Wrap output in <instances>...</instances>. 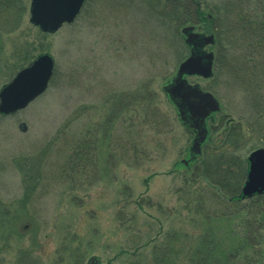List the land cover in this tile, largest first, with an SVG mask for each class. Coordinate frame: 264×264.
I'll list each match as a JSON object with an SVG mask.
<instances>
[{"label":"rangeland","instance_id":"obj_1","mask_svg":"<svg viewBox=\"0 0 264 264\" xmlns=\"http://www.w3.org/2000/svg\"><path fill=\"white\" fill-rule=\"evenodd\" d=\"M21 1L26 13L19 29L0 35V88L16 74L14 53L25 42L34 58L52 57L55 76L27 108L0 117V206L14 221V228L0 231V264H20L22 257L30 260L25 264H88L91 258L193 264L190 255L207 236L223 246L215 256L233 255L229 264H264V234L257 255L244 248V215L221 214L208 199L211 186L198 173L183 176L178 166L192 134L162 86L189 51L165 0L90 1L81 17L54 34L32 26L30 0ZM247 1L244 12L264 0ZM232 3L238 6L204 0L201 8L210 13L216 4L226 13ZM192 25L208 33L206 25ZM226 53L210 79L189 81L221 107L211 138L240 125L247 158L264 148V54L256 59L262 72L245 87L231 72L235 49ZM127 139L135 150L126 149Z\"/></svg>","mask_w":264,"mask_h":264},{"label":"trees","instance_id":"obj_2","mask_svg":"<svg viewBox=\"0 0 264 264\" xmlns=\"http://www.w3.org/2000/svg\"><path fill=\"white\" fill-rule=\"evenodd\" d=\"M90 1L93 2L95 0H84L77 19L81 17ZM157 1L159 2V0ZM230 1L237 2L238 6L232 3L233 11H226V13L216 4L209 7L210 13H206L204 11L206 8H201L204 0H165V3L170 6L168 15L181 28L190 25V23L199 26L206 25V32L214 34V45L212 47L215 50L213 68L217 69L219 66V70L220 66H223V61L225 64L226 52L231 48L235 49L237 58L234 60L231 72L236 76L240 86L247 87L249 85L251 87V85H254L255 77L259 71L261 73L263 70V68L261 70L258 59L262 58L264 54V1L259 4L260 7L257 10L251 9L247 12L246 10L244 12L246 6L248 8L251 7L247 0ZM24 13H26V7L21 0H0V35L15 33L20 27ZM225 17L227 18L226 20ZM180 30L179 33L175 32V34L182 40ZM24 46L28 48L29 45L25 42ZM27 48L14 53L16 57L13 58L12 69L15 72L29 65L35 59L32 55L33 52H29ZM54 74L55 71L52 79L55 76ZM250 89L251 91L253 90V88ZM146 116L149 117L148 114ZM211 128L214 129L215 127ZM245 135V131L238 124L225 128L220 134V139L217 140L218 145L208 144L205 146L201 158L190 167L189 171H184L183 176L190 177L194 174L196 177L203 178L213 189L208 199L218 202L220 210L223 209L225 211L219 210L221 214L228 216L244 215L242 224L243 235L240 240L246 244L244 248L252 249V253L257 255V242L263 238L264 234V193L244 200L240 197L241 187L246 179L248 170L246 157L242 155ZM131 145L127 139L126 149L130 150L133 148L132 150H135V147H131ZM196 173H198V176ZM193 178L195 179V177ZM242 201L250 202V207L247 204L242 206ZM229 207L233 211L228 214L226 209ZM199 209L197 208L198 211ZM0 213H2L0 214V231L3 232L9 228H14V221L6 219V210L1 206ZM202 215L205 218L214 216L212 213H203ZM209 215L210 217H207ZM220 216H216L215 213V217ZM199 241L198 247L190 255L193 264H229L234 259L233 255L222 256L218 254L219 258L215 256V250L219 251V248H223V246L214 242L212 236H207L205 240ZM28 262L30 260L26 257L18 260L20 264Z\"/></svg>","mask_w":264,"mask_h":264},{"label":"water","instance_id":"obj_3","mask_svg":"<svg viewBox=\"0 0 264 264\" xmlns=\"http://www.w3.org/2000/svg\"><path fill=\"white\" fill-rule=\"evenodd\" d=\"M84 0H30L28 22L45 34H54L64 25L72 24L79 15ZM184 44L189 48V56L177 67L176 73L162 86V91L174 108L182 127L189 129L194 137L186 149V154L178 162L184 171L201 158L202 149L215 144L210 137L208 126L215 122L221 107L209 92L198 84H189L190 77L204 80L212 77L213 53L204 50L214 45L213 35H206L194 26L181 29ZM54 72V61L48 54L37 56L29 65L16 72L13 78L0 88V115L10 116L27 108L47 89ZM18 130L26 132L24 122ZM246 180L241 188L242 199L264 193V148L252 151L248 157ZM88 264H99L91 258Z\"/></svg>","mask_w":264,"mask_h":264},{"label":"flooded vegetation","instance_id":"obj_4","mask_svg":"<svg viewBox=\"0 0 264 264\" xmlns=\"http://www.w3.org/2000/svg\"><path fill=\"white\" fill-rule=\"evenodd\" d=\"M189 49V48H188ZM204 50H207L208 51V48L207 47H205L204 48ZM194 78H197V77H190L189 79H194ZM189 79H188V83L189 84H193V83H191L190 81H189ZM194 85V84H193ZM208 128H209V132L211 133V131H210V128H211V126H210V124H209V126H208ZM190 131V130H189ZM190 133L192 134V139H193V137H194V134L190 131ZM192 139H191V141H192ZM207 146V145H206ZM205 148V147H204ZM203 148V149H204ZM201 153H202V151H201Z\"/></svg>","mask_w":264,"mask_h":264}]
</instances>
